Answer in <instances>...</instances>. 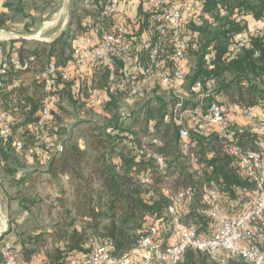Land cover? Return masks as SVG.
<instances>
[{
	"label": "trees",
	"instance_id": "obj_1",
	"mask_svg": "<svg viewBox=\"0 0 264 264\" xmlns=\"http://www.w3.org/2000/svg\"><path fill=\"white\" fill-rule=\"evenodd\" d=\"M100 1L77 0L66 28L49 43L24 39L0 42L3 60L13 56L21 62L34 58L28 69L9 68L5 75L0 74V83L3 84L0 113L8 115L11 128L10 137H0V181L11 186L26 184L33 188V176L43 173L52 179L65 177L71 188V199L64 196L56 199L60 208L59 221L49 231H41L32 238L20 237V252L11 244L17 253V263L18 255L29 262L41 249H45V264H70L71 261L80 264L100 244L110 256L120 259L138 247L141 237L148 235L151 226L157 228L162 247H166L169 240L174 244L173 218L168 212L172 205L171 195L188 188L194 189L196 194L192 202L178 209L179 221L184 225H195L198 235L209 236L214 223L204 213L209 205L202 202L201 190L210 186L218 188L224 213L234 215L250 200L241 190L252 192L254 188L253 183L232 165L226 151L228 143L215 132L192 136L194 147L191 151L200 158L203 167L199 173L190 170L180 154V126L172 120L178 103L173 92L165 90L164 94L158 95L154 94L158 88L153 89L154 106L147 99L136 111H123L121 104L124 99L141 96L128 97L118 86L122 67L119 60H116L113 70L93 66L92 81L96 89L109 96L100 109L87 107L85 99L76 96L70 76L68 82L61 83L50 93L58 97L56 109L51 110L50 135L54 144H61L62 151L48 153L40 160L28 153L29 147L35 143L28 125L37 124L47 96L39 74L52 59L64 69L73 60L72 45L81 35L94 28L111 30L113 17L99 16ZM198 1L202 6L199 21L182 23L187 43L186 62L189 64L187 72L182 70L185 75L182 86L186 92L183 107L205 108L216 102L238 105L241 109H264V37L248 32L245 20L246 17L256 22L264 20V0ZM4 6L7 12H0V31L18 29L15 25L17 18L30 19L24 13L23 0H5ZM86 17L92 20L83 27ZM29 21L23 23L24 29L31 27ZM137 24V35L150 30L149 16L140 13ZM119 35L126 41L131 38L121 32ZM240 35H246L247 45L235 48ZM150 38L151 41L158 39L154 34ZM133 42L138 43V40ZM172 54L173 46L167 35L162 39L159 58L167 66ZM207 54H211L209 59H206ZM29 72H35V76L27 84L22 78ZM197 82L202 85L199 101L189 94L191 86ZM77 89L83 91L82 87ZM69 106L76 111H102L106 122L102 126L87 121L65 124L63 116L68 114ZM166 117L168 121L164 120ZM127 120L129 125H126ZM84 124L87 125L85 129L79 130V126ZM235 128L238 145L246 150H258L259 143L264 141L262 133ZM80 131L86 137L83 147L76 136ZM129 134L136 138L139 148L144 145L153 154L165 157L167 168L160 170L153 158L139 157L136 151L124 146L122 139ZM143 137L156 139V143L142 144ZM17 141L24 143L20 151L15 147ZM26 156L46 161L47 167L26 169L23 166ZM144 176L149 177V183L145 185L141 182ZM166 190L170 191V196L165 194ZM28 202L21 197L22 204ZM259 225L256 224L258 238L253 244L264 250V228ZM229 263L247 264L235 257L229 258ZM0 264H3L1 250ZM177 264L217 262L204 252L188 249Z\"/></svg>",
	"mask_w": 264,
	"mask_h": 264
},
{
	"label": "built area",
	"instance_id": "obj_2",
	"mask_svg": "<svg viewBox=\"0 0 264 264\" xmlns=\"http://www.w3.org/2000/svg\"><path fill=\"white\" fill-rule=\"evenodd\" d=\"M92 1V0H88ZM140 13L148 15L150 19V36H157V40L134 43L120 37L118 24L113 23L110 31L100 28L91 29L87 35L77 38L72 45L73 60L69 63L89 64L102 66L108 70L115 68L116 60L121 61L118 86L128 97L142 96L144 93L156 88H163L178 98L173 115V122L180 126L178 135L180 139V154L187 161L191 171L199 173L203 167L200 158L191 150L194 147L192 136L215 132L227 143L226 151L232 159V165L241 171L254 185L253 191L242 189L241 193L249 196L247 205L234 215H226L220 200V191L214 186L204 187L200 192L202 202L209 205L205 215L213 221V229L209 236H200L195 225H184L179 221L177 211L186 203L193 201L196 194L194 189H185L171 195L169 190L165 194L172 197V205L168 212L173 218L175 230L174 244L162 247L158 240L156 227L149 228L148 235L141 237L139 245L130 254L120 259L113 258L103 245H98L80 264H155L158 262L177 264L188 249L206 253L217 264H230L229 258L242 259L247 264H264V250L258 248L253 241L258 238L256 224L264 228V141L259 143L258 150H246L237 143L236 128L233 124L236 113L243 117L252 116V109H241L238 105L228 106L216 102L205 108L183 107V97L177 93L185 82L182 64L186 62L187 43L183 30L181 12L175 0H139ZM121 0H101L99 16L102 18L114 17L119 10ZM258 37H264V20L258 22L252 30ZM167 35L173 46V54L169 65H165L159 58L162 50V39ZM247 45L246 35H240L235 48ZM211 54L206 55L209 59ZM34 58L21 62L16 56L7 60L0 58V74L5 75L9 68L28 69ZM39 78L43 83V90L47 94L44 105L39 113V120L35 125H28L34 136V145L29 147L28 153L37 159L48 153L60 152V143L54 144L51 131L52 102L50 93L61 83L69 81L68 72L49 62L40 72ZM213 83V81H210ZM3 84L0 83V91ZM200 82L191 86L189 94L199 101L202 97ZM76 96L84 98L87 107L100 109L109 100L106 92L93 89L85 98L84 91L75 90ZM168 117L164 120L168 121ZM11 135L9 117L0 113V137L6 139ZM156 143V139L143 137L141 143ZM122 144L128 149L136 151L139 157L153 158L162 171L167 168L166 158L155 155L143 145L138 147L136 138L126 135ZM24 143L17 141L15 147L22 150ZM142 184L149 183V177L141 179ZM3 264H18L17 253L12 245L5 242L1 249ZM135 258H138L137 262ZM70 264H78L71 261Z\"/></svg>",
	"mask_w": 264,
	"mask_h": 264
},
{
	"label": "crops",
	"instance_id": "obj_3",
	"mask_svg": "<svg viewBox=\"0 0 264 264\" xmlns=\"http://www.w3.org/2000/svg\"><path fill=\"white\" fill-rule=\"evenodd\" d=\"M77 0H62V2L59 4V9L56 13L52 15V17L49 19L42 20V23H39L40 20L36 18L39 23L36 30L33 28L24 29L23 23L28 22L27 20H21V24H18V29L14 30H2L0 31V36H4V40H18V39H24V40H35V41H42L45 43H49L53 41L67 26L69 19H70V12L73 10L74 5L76 4ZM181 15L183 22L188 20H196L199 21V17L202 15V6L201 3L198 0H175ZM5 0H0V12H7V8L4 6ZM81 5V4H80ZM140 14V2L139 0H121L118 13L113 17V23L118 24L120 32L125 36H130L131 38L129 40L136 39L138 42L146 41L150 39V34L147 30L141 31L139 35H137L139 26L137 24L138 15ZM40 16V15H38ZM34 19V17H33ZM31 18V20H33ZM62 19H65V25L63 27L58 28L55 33V36L51 41H46L45 39H38L37 37L45 36L48 28L60 26ZM35 20V19H34ZM91 17H86L83 20V27H85L88 23L91 22ZM248 26V32H252L255 25L258 23L254 21L251 17L245 18ZM30 22V21H29ZM17 25V24H16ZM53 32V31H52ZM85 33L82 36L87 35ZM37 38V39H36ZM1 42V41H0ZM18 46V45H17ZM0 53V58H1ZM52 62H56L55 59H52ZM182 70L188 71L189 64L188 61L184 62L182 65ZM64 69L68 72L69 76L73 78L74 82V90H76L79 87L86 88L89 90L96 89V85H94L92 81V75L94 73L93 66L89 64H80V63H68ZM35 76V72H29L26 74L22 80L25 83H29L33 80V77ZM178 94H185V88L181 86L177 89ZM58 101V97L51 96V102H52V109H56V104ZM96 114H99V116H106L102 111H95ZM235 127L238 128H244L249 129L251 131H257L264 135V109L261 108H254L252 109V116L249 118L243 117L240 113H236L234 117L233 122ZM23 166L26 169H45L47 167V162H41L36 161L32 159L29 156H26L23 159ZM33 188L28 187V185H14L11 186L9 183L0 181V196L3 200V207H0V250L2 249V245L5 242H8L14 246V248L17 250V252H20L21 245H20V237H35L38 235L41 231H49L51 229V226L59 221V213L60 208L57 206L56 199L64 196L67 199H71V188L69 184L67 183L65 177H60L57 179L50 178L47 174L43 173H36L33 176ZM41 184L44 187H47L50 189V196L53 198L54 204H53V210L57 211L56 217L52 215V212L50 209L47 210V217H41L37 218V213H35V207L34 206H27L26 204L21 203V197L18 199V197H10L11 194H7L4 192L6 188H13L15 190V193H21L22 188H26L27 190H34L36 187ZM20 196V195H19ZM16 204L13 206V204ZM29 207V208H28ZM42 209H39V211ZM53 217V218H52ZM37 219V220H36ZM48 219H53V222L49 224V227L45 225V221ZM45 220V221H44ZM49 222V221H48ZM46 222V224H48ZM176 240V239H174ZM172 241L169 240L166 244V246L171 245ZM18 264H45L46 258H45V249H41L36 255L32 257V259L29 262H25L21 255H18ZM138 258H135V261L137 262Z\"/></svg>",
	"mask_w": 264,
	"mask_h": 264
},
{
	"label": "rangeland",
	"instance_id": "obj_4",
	"mask_svg": "<svg viewBox=\"0 0 264 264\" xmlns=\"http://www.w3.org/2000/svg\"><path fill=\"white\" fill-rule=\"evenodd\" d=\"M62 2V0H23V8H24V13L25 15L29 16V20H30V26L31 28H33L34 30H36V28L38 27L39 23H42L43 17L44 19H50L52 17V15L54 13H56L59 9V4ZM40 15V16H38ZM34 17V19H33ZM31 18L33 20H31ZM38 18L40 20L39 23H37V19ZM26 19V18H25ZM22 18H17L16 19V24L18 27V24H21ZM18 22V23H17ZM23 23V22H22ZM15 24V25H16ZM65 25V19H62V22L60 24V26H55V27H51L48 28L45 36L41 37H37L38 39H45L46 41H51L53 39V37L55 36L54 31H56L58 28L63 27ZM53 31V32H52ZM36 38V39H37ZM4 36H0V41L4 40ZM33 46V44H29V46ZM84 91V95L87 96L88 94H90L89 89L86 88H82ZM156 93L154 94H158V95H162L164 94L166 91L163 88H158L155 90ZM152 93V91H149L146 93V95H143L141 97H138L136 99H124L122 101L121 104V109L123 111H127V112H132V111H136L138 109L139 106H141L145 100L150 99V102L152 104V106H154L156 104V100H153L152 97L154 95ZM183 99L186 98L185 94L183 96V94H181ZM188 108V107H186ZM85 111H87V114L84 113ZM97 112L91 110V109H83L81 111H76L73 107L69 106L68 107V114H65L63 116V122L65 124H71L75 121H87L88 123L92 124V125H96V126H102L105 124L106 120L102 117L99 116V114H96ZM130 121L127 120L126 121V125H129ZM87 125L84 124L82 126H79V130L81 129H85ZM128 131V130H127ZM75 133V132H74ZM78 136V141L81 147L84 146L85 143V135L82 131H80V133H77ZM4 192H6L7 194H11L10 197H18V199H20V197H23L25 199H28L29 202L26 205L29 206H34L35 207V213H37V218H41L45 216L47 217V210L50 209L52 212V215H54L56 217L57 215V211L53 210L54 206V201L53 198L50 196V189H48L47 187L42 186L41 184H39L36 189L34 190H27L26 188H22V192L21 193H15V190H13V188H6V190H4ZM20 195V196H19ZM3 200L0 196V207H3ZM16 205L15 203L13 204V206ZM48 208V209H47ZM39 209H42L39 211ZM53 218V217H52ZM37 220V219H36ZM45 221V220H44ZM49 221V222H48ZM46 222H48V224H46ZM53 222V219H48L47 221H45V225H47V227H49V224ZM176 235V234H175Z\"/></svg>",
	"mask_w": 264,
	"mask_h": 264
}]
</instances>
